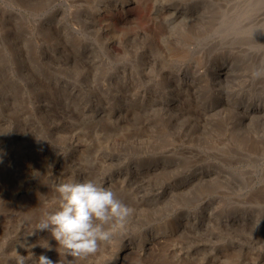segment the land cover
I'll use <instances>...</instances> for the list:
<instances>
[{
    "label": "rangeland",
    "instance_id": "obj_1",
    "mask_svg": "<svg viewBox=\"0 0 264 264\" xmlns=\"http://www.w3.org/2000/svg\"><path fill=\"white\" fill-rule=\"evenodd\" d=\"M260 65L264 0H0V264L103 263L33 230L38 189L81 177L134 209L110 243L154 251L127 264L171 263L146 232L179 264H264Z\"/></svg>",
    "mask_w": 264,
    "mask_h": 264
},
{
    "label": "clouds",
    "instance_id": "obj_2",
    "mask_svg": "<svg viewBox=\"0 0 264 264\" xmlns=\"http://www.w3.org/2000/svg\"><path fill=\"white\" fill-rule=\"evenodd\" d=\"M250 75L253 79L264 78V65L255 67ZM54 191L50 210L33 230L49 231L60 255L84 259L97 253L102 242H111L124 229L134 212L111 189L95 180L60 182L54 184ZM33 230L30 235L34 234ZM43 246L51 247L46 242ZM17 264H25V257L18 255ZM37 264L53 262L41 255Z\"/></svg>",
    "mask_w": 264,
    "mask_h": 264
},
{
    "label": "bare ground",
    "instance_id": "obj_3",
    "mask_svg": "<svg viewBox=\"0 0 264 264\" xmlns=\"http://www.w3.org/2000/svg\"><path fill=\"white\" fill-rule=\"evenodd\" d=\"M101 40V39H100ZM154 171L153 172H151V173H149V174H154L155 173V169H153ZM151 171H152V169H151ZM161 172V171H160ZM77 175V174H76ZM83 175V174H82ZM137 177V176H136ZM131 179V178H130ZM76 181H78V182H83V181H86V180H84V179H82V177L81 178H79L78 180L77 179H75ZM98 180V179H97ZM116 180H119L120 182H119V184L120 185H123V184H125V182L126 181H130L129 179H127V180H125V179H119V177H117L116 178ZM106 181V180H105ZM107 182V181H106ZM106 182H104L103 180L100 182V181H98V183H100V184H102L104 187H106V188H109V189H111L112 187H109L110 186V183L108 184V185H106L105 183ZM38 183V182H37ZM41 184V183H40ZM42 185V184H41ZM52 185V184H51ZM50 185V186H51ZM36 186H40V185H37L36 184ZM43 186V185H42ZM49 186V187H50ZM54 186V185H53ZM127 186V185H126ZM44 187H46V186H44ZM29 188V187H28ZM33 188V187H32ZM31 188V189H32ZM114 188V187H113ZM119 188V187H118ZM35 189H37V188H35ZM49 189V188H48ZM47 189V190H48ZM51 190H53V189H51ZM21 191H23V190H21ZM26 191V190H25ZM33 191H34V189H33ZM38 191H42L43 192V194L45 193L46 194V196H48L49 198H51V199H49V201L50 202H52V200L54 199V197L53 196H51V192L49 193V192H45V189L43 188H39L38 189ZM50 191V190H49ZM113 191V190H112ZM115 191V190H114ZM113 191V192H114ZM120 191V190H119ZM118 191V192H119ZM24 192V191H23ZM26 192H28V191H26ZM36 192V191H35ZM55 192V191H54ZM116 192V191H115ZM122 192V191H121ZM149 192V191H148ZM135 193V192H134ZM137 193V192H136ZM29 194V193H28ZM28 194H26V195H28ZM33 194V193H32ZM38 194V193H37ZM40 194V193H39ZM38 194V195H39ZM44 194V195H45ZM119 194V193H118ZM118 194H117V196H118ZM18 195H20V194H18ZM44 195H39V197H38V202H40V204H42L43 202H42V200L44 199H42V197L44 196ZM160 195V194H159ZM135 196V195H134ZM21 198V197H20ZM25 198H26V196H25ZM118 199H120V195L118 196ZM136 199V198H135ZM142 199V198H141ZM140 199V200H141ZM17 200H19V199H17ZM22 200H23V198H22ZM20 201V200H19ZM29 201V200H28ZM142 201V200H141ZM34 202V201H33ZM139 202V201H138ZM24 203H26V202H24ZM31 204V203H30ZM30 204H29V206H30ZM35 205H38V204H36V203H34ZM51 204V203H50ZM147 204V203H146ZM23 205V204H22ZM33 205V204H32ZM27 206V205H26ZM18 207V206H17ZM26 208V207H25ZM43 208V207H42ZM44 208H45V206H44ZM21 210V208H19V211ZM30 210V209H29ZM34 210H36V209H34ZM28 211V210H27ZM45 211V210H44ZM42 212H43V210H42ZM22 215H24L25 213H26V210L22 207ZM24 213V214H23ZM35 213V212H34ZM39 213H41L40 211H39ZM31 215V214H30ZM33 215H36V213L35 214H33ZM40 215H44V214H40ZM39 215V216H40ZM29 216V215H28ZM21 217V216H20ZM24 217V216H23ZM35 217V216H34ZM33 217V218H34ZM38 218V217H37ZM40 218V217H39ZM26 219H27V216H26ZM25 219V220H26ZM30 219H31V216H30ZM24 222V221H23ZM28 222V221H27ZM31 223V222H30ZM34 224V223H33ZM32 224V225H33ZM31 225V226H32ZM30 226V225H29ZM21 228V227H20ZM31 228V227H30ZM28 229H29V227H28ZM175 229V228H174ZM27 230V229H26ZM25 230V231H26ZM39 231V230H38ZM46 231V230H45ZM37 232V231H36ZM45 233V232H44ZM50 233V232H49ZM38 234V233H37ZM26 237V236H25ZM31 237V236H30ZM143 238H144V241H142V243L143 242H146V241H148V243H153V242H155L154 244H156V246L158 245V246H160V247H158V249L159 250H162L161 252L162 253H160V254H158L159 256H167V258H169L170 259V264H179V259H180V257L178 256V253H176L175 251V249L176 248H173L172 249V247H171V250L169 249V247L166 245V247H165V245L164 244H166V242L167 241H170L171 240V238H174L173 237V235H172V233L170 234V235H166L165 236V232H159V233H157V232H146V233H144V235H143ZM46 239H48L47 237H46ZM49 240V239H48ZM47 242V241H46ZM54 242H55V240H54ZM53 242V243H54ZM115 242H117L116 243V245L114 246L113 245V243H110V242H108V243H105V246H106V250H103L102 251V254H101V257H102V259H103V263L102 264H127L128 263V261H130L129 259L131 258L132 259V257H137L136 259L138 260H141V258L142 257H144L145 255H151V254H153V253H151V252H153L154 250L151 248V246L149 247L148 246V248H145V246H143L140 242H137V243H135V242H130V243H126L127 241H126V238H119V240H116ZM44 243H45V241H44ZM56 243V242H55ZM151 243V244H152ZM42 244V243H41ZM57 244V243H56ZM40 245V244H39ZM101 245H103V247H105L104 246V244L102 243ZM121 246L123 249H125V250H129V252H127V253H120V252H116V247L117 246ZM145 245V244H144ZM174 245V244H173ZM173 245H171L170 244V246H173ZM38 246V245H37ZM131 246H133L132 248H131ZM153 246V245H152ZM34 247V246H33ZM147 247V246H146ZM37 248V247H36ZM45 248V247H44ZM44 248H43V250H44ZM30 249H32V248H30ZM51 249H52V247H51ZM50 249V250H51ZM104 249V248H103ZM40 250H42V249H40ZM49 250V251H50ZM54 250V249H53ZM153 250V251H152ZM175 250V251H174ZM55 251V250H54ZM98 251H100V250H98ZM37 252V251H36ZM39 252V251H38ZM116 252V253H115ZM157 252V251H156ZM155 252V253H156ZM24 253H27V252H24ZM40 253V252H39ZM154 253V254H155ZM157 253H159V251L157 252ZM28 254L29 253H27V256H28ZM58 254V253H57ZM25 255V254H24ZM41 255H44V254H41ZM51 255H54V253L52 254L51 253ZM94 255V254H93ZM157 255V254H156ZM56 256V255H55ZM55 256H53V257H55ZM26 257V256H25ZM48 257V256H47ZM57 257H58V255H57ZM63 257H65V255L63 256ZM62 257V258H63ZM68 257V256H67ZM90 257V256H89ZM147 256H145V258H146ZM185 258H189L188 256H187V254H186V256H184ZM52 258V257H51ZM60 258V257H59ZM71 257H69V259H70ZM114 258H115V261H113V262H111V260H114ZM52 259H54V258H52ZM66 259V258H65ZM64 259V261H66ZM68 259V260H69ZM89 260V259H88ZM189 260V259H188ZM61 261V260H60ZM74 261H76V260H74ZM71 263H72V261H70ZM69 262V263H70ZM77 262H78V260H77ZM84 262V261H83ZM88 262V261H87ZM90 262V261H89ZM36 263V262H35ZM75 263V262H74ZM130 263V262H129ZM167 263V262H166ZM57 264V263H56ZM73 264V263H72ZM82 264V263H81ZM86 264V263H85Z\"/></svg>",
    "mask_w": 264,
    "mask_h": 264
}]
</instances>
